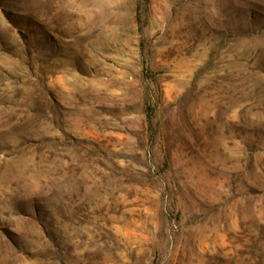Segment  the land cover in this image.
Here are the masks:
<instances>
[{
  "label": "rangeland",
  "instance_id": "1",
  "mask_svg": "<svg viewBox=\"0 0 264 264\" xmlns=\"http://www.w3.org/2000/svg\"><path fill=\"white\" fill-rule=\"evenodd\" d=\"M0 264H264V0H0Z\"/></svg>",
  "mask_w": 264,
  "mask_h": 264
}]
</instances>
